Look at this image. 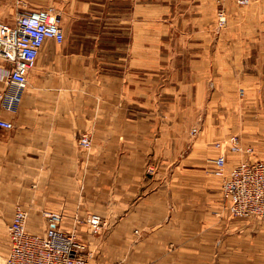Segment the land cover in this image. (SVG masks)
Returning a JSON list of instances; mask_svg holds the SVG:
<instances>
[{"label":"crops","instance_id":"obj_1","mask_svg":"<svg viewBox=\"0 0 264 264\" xmlns=\"http://www.w3.org/2000/svg\"><path fill=\"white\" fill-rule=\"evenodd\" d=\"M94 2L118 31L97 39L122 45L92 51L47 40L21 103L3 112L14 124L0 131L6 257L21 207L39 236L43 212L61 214L66 232L89 215L106 218L101 237L78 231L94 264H264V221L232 217L223 181L210 173L221 154L213 144L231 136L254 154L228 153V171L264 160V1L227 0L229 25L216 40L203 17L185 46L170 36V48L168 35L147 34L146 4L132 14L130 0ZM14 12L0 0L1 22L14 24ZM6 68L0 60V77ZM82 134L93 140L88 154L77 145Z\"/></svg>","mask_w":264,"mask_h":264},{"label":"built area","instance_id":"obj_2","mask_svg":"<svg viewBox=\"0 0 264 264\" xmlns=\"http://www.w3.org/2000/svg\"><path fill=\"white\" fill-rule=\"evenodd\" d=\"M222 9L218 13L219 29H225L228 15L224 8L227 0H216ZM235 5L245 8L251 0H233ZM21 2V1H20ZM12 25L0 21V60L8 65L1 75L7 89L0 92V131H12L13 122L3 112H15L28 86L29 73L35 68L41 49L47 40L58 44L65 41L60 15L53 7L32 8L27 1L21 3ZM243 94V92H241ZM193 135L197 130L192 131ZM87 136L80 138L84 150L91 148ZM221 154L212 161L210 173L223 181L222 200L225 209L234 218L261 219L264 221V160H242L231 171L227 170V154L251 157L254 149L245 147L239 136L218 140L213 144ZM46 222L45 235L28 232L29 212L17 207L8 231L11 240L10 254L1 264H94V254L78 239L76 231L65 232L63 216L54 212H43ZM93 237H100L109 229L108 222L100 215L92 214L84 222Z\"/></svg>","mask_w":264,"mask_h":264},{"label":"rangeland","instance_id":"obj_3","mask_svg":"<svg viewBox=\"0 0 264 264\" xmlns=\"http://www.w3.org/2000/svg\"><path fill=\"white\" fill-rule=\"evenodd\" d=\"M2 1H3V6L15 11L14 15H17L18 12L22 11V6L20 3L23 0H2ZM251 1L253 2V0ZM91 2L96 3V0H29L28 3H29V7H31V5L34 4L44 7H53L56 9L57 13L60 15L61 28L65 33V41L62 44L67 43L69 46H72V48H77L83 45L85 47V50L91 49L92 51L94 50L107 51V49L111 48L112 46L122 45L116 43L113 44L107 42L106 40L102 41L100 39H97V36L111 34V33H118V31L115 29V27L108 26V22L105 20L106 12L99 11L98 13L97 9L92 10V8H98V7L97 5L92 6L90 4ZM139 3L147 5V19H148L147 34L154 35V34L162 33L168 35L167 36L168 39L164 40L167 41L166 44H164V46L166 45L168 46V48L172 47L169 41L170 36L174 37L175 42L178 41L179 46L180 44L185 46L188 40L187 36L192 33V26L190 25L192 24V22L196 21L197 19H201L204 17L206 20H209V29H210L212 42L216 40L220 34H223V32L228 28L229 25V18H228L227 27L223 30L219 29L218 13L222 9V6L216 0H130L132 14L134 13L135 7ZM226 3L227 1L225 2L224 8L227 12ZM102 13L104 16L102 15ZM98 17H100V19H98ZM133 30L134 28L132 27V34H133ZM78 35L87 36V39L80 40L78 38H75V36ZM169 50L170 49H168V52H170ZM193 130L198 131V129L194 128L190 132L192 136H196L192 134ZM83 136H87L91 140L92 145L89 150H84L80 146V138ZM77 145L80 151L88 154L93 146L92 137L88 134H82L78 136ZM18 206L20 205L18 204ZM7 213H8L7 210L4 209L0 210V218L3 215L6 216ZM5 219L6 218L4 217V220ZM104 219L108 222L109 225V221L106 218ZM85 220L77 221L72 231H76L78 235L79 228L82 226H87L84 223ZM7 225L8 223L6 222V224L4 225V229L1 230L0 233V255L3 258L6 257L5 254L7 253V250L9 248ZM79 241L83 243L85 246H87L85 242L81 241L80 239Z\"/></svg>","mask_w":264,"mask_h":264},{"label":"bare ground","instance_id":"obj_4","mask_svg":"<svg viewBox=\"0 0 264 264\" xmlns=\"http://www.w3.org/2000/svg\"><path fill=\"white\" fill-rule=\"evenodd\" d=\"M3 259H4V258L0 256V264L2 263Z\"/></svg>","mask_w":264,"mask_h":264}]
</instances>
